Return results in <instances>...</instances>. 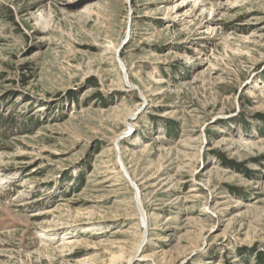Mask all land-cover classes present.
Here are the masks:
<instances>
[{
    "label": "rangeland",
    "instance_id": "374dc122",
    "mask_svg": "<svg viewBox=\"0 0 264 264\" xmlns=\"http://www.w3.org/2000/svg\"><path fill=\"white\" fill-rule=\"evenodd\" d=\"M0 264H264V0H0Z\"/></svg>",
    "mask_w": 264,
    "mask_h": 264
},
{
    "label": "bare ground",
    "instance_id": "6f19581e",
    "mask_svg": "<svg viewBox=\"0 0 264 264\" xmlns=\"http://www.w3.org/2000/svg\"><path fill=\"white\" fill-rule=\"evenodd\" d=\"M180 13V12H179ZM178 13V14H179ZM159 82H161L160 80H158L157 81V83H159ZM145 100H147V98H146V96H145ZM132 116H134V114L133 115H131V117ZM129 126H130V124L127 126V128H125V130H124V132L123 133H121L119 136H123L127 131H128V129H129ZM119 138V137H118ZM118 140H116L115 139V143L114 144H116V142H117ZM118 148H116L115 147V149H116V152L118 153L119 151L118 150H121V145H120V142H118ZM115 146V145H114ZM110 149H114V147H111ZM118 149V150H117ZM179 150V149H178ZM186 153V151H184V154ZM122 157H123V154L121 155V160H123L122 159ZM122 165L125 167L126 166V164H125V162H124V160L122 161ZM125 170H126V172H127V175H131L130 174V171L128 170V168L127 167H125ZM122 172V174H123V171H121ZM128 181L131 183V185H132V187H134V191L135 192H137V193H135V201H137V203H138V205H137V212H138V214H139V216H140V221H141V223L142 224H146L148 221H149V219H148V214H147V212H146V210L143 208V206H142V202H141V199H140V194H141V192L139 191V187H138V185H136V182L135 183H133L134 182V179H133V177H132V175L128 178ZM187 182V181H186ZM196 189L198 190V188H194L193 189V191H196ZM55 211V209H53V208H48L44 213H53ZM143 240V239H142ZM149 240V239H148ZM139 245H140V242L138 243V246H137V248H136V250H135V252L130 256V259H128V262H131L132 261V259L133 258H135L137 255H138V253L140 252L139 251ZM139 256V255H138ZM143 257H148V258H150L151 257V255H144ZM90 260V259H89ZM92 260V259H91ZM92 262V261H91Z\"/></svg>",
    "mask_w": 264,
    "mask_h": 264
}]
</instances>
